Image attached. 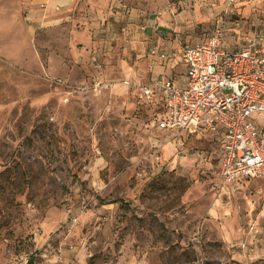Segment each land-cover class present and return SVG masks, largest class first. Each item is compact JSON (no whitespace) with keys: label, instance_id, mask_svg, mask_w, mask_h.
Returning a JSON list of instances; mask_svg holds the SVG:
<instances>
[{"label":"rangeland","instance_id":"1","mask_svg":"<svg viewBox=\"0 0 264 264\" xmlns=\"http://www.w3.org/2000/svg\"><path fill=\"white\" fill-rule=\"evenodd\" d=\"M118 1L135 26L88 49L76 5L0 0V264H264V181L224 185L220 137L168 136L142 90L185 73L142 26L199 43L225 0Z\"/></svg>","mask_w":264,"mask_h":264},{"label":"built area","instance_id":"2","mask_svg":"<svg viewBox=\"0 0 264 264\" xmlns=\"http://www.w3.org/2000/svg\"><path fill=\"white\" fill-rule=\"evenodd\" d=\"M246 1L249 17L236 10V0H225L227 9L205 31L206 40L184 48L182 84L162 75L142 87L148 101L164 105L156 123L160 131L220 137V178L226 186L264 181V128L256 122L264 117V0ZM149 53L163 63L173 57L158 45Z\"/></svg>","mask_w":264,"mask_h":264},{"label":"crops","instance_id":"3","mask_svg":"<svg viewBox=\"0 0 264 264\" xmlns=\"http://www.w3.org/2000/svg\"><path fill=\"white\" fill-rule=\"evenodd\" d=\"M49 3H50V10L52 12L59 11L60 7L66 4H69V6L71 5L72 7H75V5L77 6L76 15H78L79 20H81L83 24H85L84 29L87 30V34L90 36V42H88V49L93 48L94 45L96 46L95 42H98V46L101 45L102 47L104 45L105 37L112 38L113 32L116 30V27H120L123 24L128 25V27L129 26L133 27L136 24L135 12L133 10L130 11V8H128L127 5L122 4V2L118 0H50ZM126 8L129 9L128 12L124 10ZM248 9H246L245 11L243 10L244 12L242 11V14L246 15V17H249ZM36 12L37 11H34V9H32L31 14L34 15L35 17H38L39 14H37ZM164 14H167V11L164 12ZM219 14H217L215 18ZM155 17L156 14H151L150 21H152ZM188 18H190L189 15H183L180 17V19H177V23L170 25L173 28L181 27V29H183V35L180 37L181 38L180 42H178L177 40L168 41L164 39V36H162L163 31L162 30L160 31V27L163 26L159 25L158 30L156 31L152 26L153 25L152 24L151 27L146 28L147 30L146 29L144 30V32L150 31L152 35L155 36L157 39L158 43L152 44L150 48L153 45H158L163 50L169 51L173 55L171 60L167 63H163L158 59L163 66H170L171 64H173V68H174L177 63L181 62L182 64L181 54L184 48L187 46L198 45L206 40L204 39L203 41L195 44H189L186 41H183L185 31H184V25L182 23L186 21ZM53 21L55 23H58L59 20L54 19ZM114 26L116 27L114 28ZM114 35L115 38L118 39V36L116 34ZM168 37L172 39V36L170 34L168 35ZM113 46L114 45H112L111 47L110 45L108 47V50L113 51ZM182 69L184 73V66H182ZM155 73L157 76L156 75L153 76L152 79L164 74V71L161 72V69L157 65ZM167 77L172 78L176 84H182L183 81L182 76L176 79L172 75L169 76L167 75Z\"/></svg>","mask_w":264,"mask_h":264},{"label":"water","instance_id":"4","mask_svg":"<svg viewBox=\"0 0 264 264\" xmlns=\"http://www.w3.org/2000/svg\"><path fill=\"white\" fill-rule=\"evenodd\" d=\"M27 264H35V262L33 260H30L27 262Z\"/></svg>","mask_w":264,"mask_h":264}]
</instances>
